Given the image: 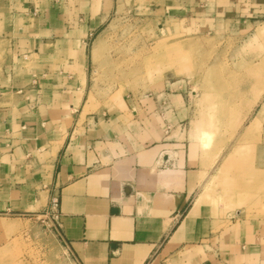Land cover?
<instances>
[{
  "label": "crops",
  "instance_id": "crops-1",
  "mask_svg": "<svg viewBox=\"0 0 264 264\" xmlns=\"http://www.w3.org/2000/svg\"><path fill=\"white\" fill-rule=\"evenodd\" d=\"M254 3L264 11V0ZM14 17L0 10V201L31 198L32 184H46L42 192L59 196L61 237L79 264H264L254 226L216 227L214 207L198 194L202 146L186 129L184 97L133 99V119L124 118L125 101L109 116L98 112L81 40L54 58L63 39H44L53 26L16 28ZM22 159L39 169L36 179L20 176Z\"/></svg>",
  "mask_w": 264,
  "mask_h": 264
},
{
  "label": "rangeland",
  "instance_id": "rangeland-1",
  "mask_svg": "<svg viewBox=\"0 0 264 264\" xmlns=\"http://www.w3.org/2000/svg\"><path fill=\"white\" fill-rule=\"evenodd\" d=\"M243 2L0 0V10L15 13L16 28L33 20L53 26L44 39H63L54 58L81 40L98 112L109 116L125 101L124 118L133 119V99L162 91L184 97L186 129L202 146L199 196L214 207L216 227L249 233L254 226V248L264 253V11ZM171 4L181 10L171 15ZM22 163L20 176L36 179L39 169ZM45 189L35 183L31 198L0 201V264H79L61 237L59 196Z\"/></svg>",
  "mask_w": 264,
  "mask_h": 264
}]
</instances>
